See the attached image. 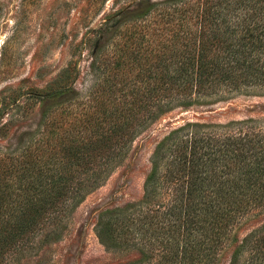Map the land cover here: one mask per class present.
Masks as SVG:
<instances>
[{
	"label": "trees",
	"instance_id": "obj_1",
	"mask_svg": "<svg viewBox=\"0 0 264 264\" xmlns=\"http://www.w3.org/2000/svg\"><path fill=\"white\" fill-rule=\"evenodd\" d=\"M123 30L122 43L95 59L103 79L77 129L47 125L0 161V264L58 240L66 216L165 113L264 89V0H165ZM150 163L142 199L99 215L101 244L139 252L129 264H219L231 247L230 264H264V224L236 235L264 212V122L185 124Z\"/></svg>",
	"mask_w": 264,
	"mask_h": 264
},
{
	"label": "rangeland",
	"instance_id": "obj_2",
	"mask_svg": "<svg viewBox=\"0 0 264 264\" xmlns=\"http://www.w3.org/2000/svg\"><path fill=\"white\" fill-rule=\"evenodd\" d=\"M164 1L0 0V161L9 151L18 155L28 138L40 137L47 125L64 123L60 127L69 130L74 124L77 129L88 112L83 100L103 79L93 71L95 59L105 47L111 50L122 43L125 25ZM70 66L75 78L56 82ZM219 97L172 110L151 123L100 188L66 216L59 239L15 264L140 261L136 250H108L100 243L95 231L98 217L142 199L154 149L174 129L188 123L264 122V89ZM263 224L264 212L246 217L236 229L237 239ZM232 251L226 249L219 264H230Z\"/></svg>",
	"mask_w": 264,
	"mask_h": 264
}]
</instances>
